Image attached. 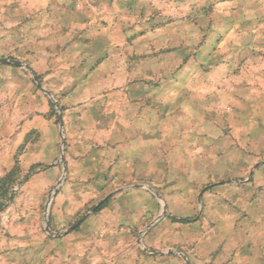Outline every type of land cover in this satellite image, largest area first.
I'll use <instances>...</instances> for the list:
<instances>
[{
  "label": "rangeland",
  "instance_id": "1",
  "mask_svg": "<svg viewBox=\"0 0 264 264\" xmlns=\"http://www.w3.org/2000/svg\"><path fill=\"white\" fill-rule=\"evenodd\" d=\"M1 57L0 264H264V0H0Z\"/></svg>",
  "mask_w": 264,
  "mask_h": 264
},
{
  "label": "water",
  "instance_id": "2",
  "mask_svg": "<svg viewBox=\"0 0 264 264\" xmlns=\"http://www.w3.org/2000/svg\"><path fill=\"white\" fill-rule=\"evenodd\" d=\"M0 64H11V65H14V66H16V67H22V68L27 69V70L29 71V73L31 74V76H32V77L34 78V80L36 81L37 86L40 87V83H39V81H38V79H37V77H36L34 71H33L28 65L24 64L22 61H20V60H16V59H11V58H6V57H1V58H0ZM57 119H58L59 134H60L61 145H62V142H63V140H62V138H63V136H62V118H61L60 114L57 115ZM61 158H62V157H61ZM119 191H121V189H119V190H117V191H114V192L108 194L107 196L104 197L103 200L109 198L110 196L114 195L115 193H117V192H119ZM160 200H161V199H160ZM47 206H48V202H47V205H46V209H47ZM96 206H97V205H96ZM96 206H95V207H96ZM95 207L92 208V209L90 210V212H88L87 214L83 215V216H82L79 220H77L74 224H72V225H71L66 231L73 229V228H74L76 225H78L82 220H84L87 216H89L90 213L94 211ZM163 212H164V209H163ZM45 222H46V230L49 231L48 223H47V216H46V215H45ZM152 223H154V222H152Z\"/></svg>",
  "mask_w": 264,
  "mask_h": 264
},
{
  "label": "trees",
  "instance_id": "3",
  "mask_svg": "<svg viewBox=\"0 0 264 264\" xmlns=\"http://www.w3.org/2000/svg\"><path fill=\"white\" fill-rule=\"evenodd\" d=\"M1 182H3V180H2ZM106 203H107V200L102 201V202L99 204V206L97 207L96 210H99V209L103 208V207L106 205ZM180 221H181V222H188L189 219H188V218H182Z\"/></svg>",
  "mask_w": 264,
  "mask_h": 264
}]
</instances>
